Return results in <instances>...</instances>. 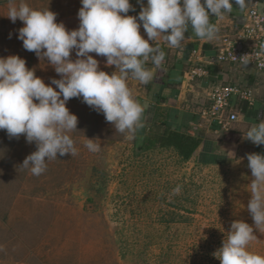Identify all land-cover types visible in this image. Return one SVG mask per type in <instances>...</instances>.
<instances>
[{"label":"rangeland","instance_id":"374dc122","mask_svg":"<svg viewBox=\"0 0 264 264\" xmlns=\"http://www.w3.org/2000/svg\"><path fill=\"white\" fill-rule=\"evenodd\" d=\"M27 3L49 7L69 31L79 27L81 0ZM8 8L9 0H0V57L20 56L46 84L60 79L46 59L23 47L24 24L13 23ZM91 55L101 70L115 71L106 57ZM128 83L139 100L141 83ZM66 106L78 117L70 133L78 154L48 161L39 176L21 166L35 143L0 130V264H220L214 253L231 223L254 224L248 164L210 167L148 149L138 131L126 139L82 97ZM87 138L99 139L101 150L89 151ZM254 232L248 248L264 255V232Z\"/></svg>","mask_w":264,"mask_h":264},{"label":"clouds","instance_id":"9594fccd","mask_svg":"<svg viewBox=\"0 0 264 264\" xmlns=\"http://www.w3.org/2000/svg\"><path fill=\"white\" fill-rule=\"evenodd\" d=\"M81 2L79 27L69 31L63 22H57V13L49 7L33 8L27 0H9L7 17L24 24L19 29L23 47L41 61L46 59L61 77L46 84L20 56L0 57V130L10 138L23 135L28 143H35L37 150L21 166L36 176L47 170L48 161L78 154L70 135L77 131L78 117L66 106L70 99L82 97L88 106L104 114L116 132L134 139L144 126V106L129 79L150 83L153 71L146 65L150 61L159 68L166 57L158 42L181 48L190 39L186 36L189 27L202 40L217 39L220 29L211 18H223L233 9L232 0H147L146 6L137 0L141 5L137 17L128 15L135 10L130 0ZM235 3L241 9L246 6V0ZM141 24L147 39L141 35ZM92 53L106 57L107 66H115V71L109 74L101 70ZM246 56L240 58L245 65L249 63ZM246 139L264 144V120L249 128ZM98 140L87 138L85 147L99 152ZM247 159L253 178L247 209L254 224L244 220L231 223L222 247L214 253L220 264H264V255L248 248L257 239L254 229L264 232V155L249 153ZM174 191L179 193L180 187ZM4 250L0 245V251Z\"/></svg>","mask_w":264,"mask_h":264},{"label":"crops","instance_id":"0c3cea01","mask_svg":"<svg viewBox=\"0 0 264 264\" xmlns=\"http://www.w3.org/2000/svg\"><path fill=\"white\" fill-rule=\"evenodd\" d=\"M253 2L258 3L259 12L264 14V0H246L243 9L232 0L231 13H226L223 18H211L220 29L217 39L202 40L189 27L186 36L190 39L181 48H170L162 40L158 42L166 52L165 60L159 68L148 62L146 66L153 71V80L147 85L141 83L139 94V101L144 106V126L138 133L146 143V148L167 149L182 158L175 147H161L163 138L172 134L193 139L195 145L187 160L204 166L248 164L247 154L264 155V144L256 145L246 139L249 128L264 120V71L256 72L247 66L215 60L221 39L242 25L243 15ZM130 3L135 10L128 15L138 17L141 5L137 0H130ZM143 3L146 6L147 0H143ZM140 31L147 39L142 24ZM197 67L202 71L192 75V69ZM245 83L252 89V102L236 97L230 101L237 121L222 129L217 123L203 117L202 113L209 105L211 85Z\"/></svg>","mask_w":264,"mask_h":264},{"label":"built area","instance_id":"2783aa9c","mask_svg":"<svg viewBox=\"0 0 264 264\" xmlns=\"http://www.w3.org/2000/svg\"><path fill=\"white\" fill-rule=\"evenodd\" d=\"M249 61L243 63L241 57ZM215 60L235 66H247L256 72L264 71V14L258 10V3L253 2L243 15L242 25L225 35L216 50ZM201 68H193L191 74L201 72ZM236 97L248 103L252 102L253 92L248 83L244 85L217 84L211 85L208 100L209 105L202 115L205 119L217 123L226 129L237 121V114L232 112L230 101Z\"/></svg>","mask_w":264,"mask_h":264},{"label":"trees","instance_id":"16d2710c","mask_svg":"<svg viewBox=\"0 0 264 264\" xmlns=\"http://www.w3.org/2000/svg\"><path fill=\"white\" fill-rule=\"evenodd\" d=\"M194 145L195 141L190 137L170 134L169 136L163 138L161 147L173 146L177 149L182 159L187 160L192 153Z\"/></svg>","mask_w":264,"mask_h":264}]
</instances>
